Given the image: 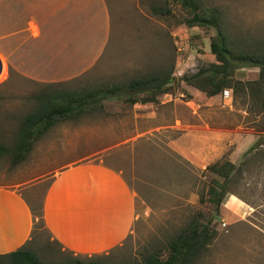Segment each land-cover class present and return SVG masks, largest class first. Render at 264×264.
Segmentation results:
<instances>
[{"label":"rangeland","instance_id":"obj_1","mask_svg":"<svg viewBox=\"0 0 264 264\" xmlns=\"http://www.w3.org/2000/svg\"><path fill=\"white\" fill-rule=\"evenodd\" d=\"M166 1L106 0L111 17L108 43L77 75L78 69L70 71L72 66L64 61L50 60L49 53L25 56L23 30L20 36H6L14 31L10 27L15 20L25 28V14L8 11L0 18V144H12L22 117L35 107V94L47 85L71 89L122 83L171 68L175 78L157 102L106 99L103 111L57 124L19 164L10 154L0 155V185L19 189L36 210L55 174L71 163L102 162L121 173L137 193L138 219L123 246L108 255H76L57 243L44 225L32 243L44 261L77 256L105 264L140 261L166 245L194 214L215 216L217 208L207 194L215 175L206 168L229 159L243 164L232 195L249 205L238 201L249 213L240 218L224 212L227 195L214 217L218 235L196 264H264V153L252 150L264 138V112L243 94L235 98L232 89L208 96L182 80L184 74L216 61L210 46L216 30L185 25L188 12L173 1L167 2L171 14H155L152 8ZM200 1L222 10L233 37L264 40V0ZM259 71L241 67L235 77L252 80Z\"/></svg>","mask_w":264,"mask_h":264},{"label":"crops","instance_id":"obj_2","mask_svg":"<svg viewBox=\"0 0 264 264\" xmlns=\"http://www.w3.org/2000/svg\"><path fill=\"white\" fill-rule=\"evenodd\" d=\"M108 6L106 0H1L0 18L8 11L19 17L25 14L27 25L22 29L16 20L10 27L5 18V29H14L6 36H20L23 30V42L28 44L25 56L36 51L42 57L49 53L50 60L64 61L72 66L70 71L78 69L77 75L108 43ZM238 201L244 202L231 194L224 212L240 218L247 215L249 205L244 202L248 207L244 208ZM42 206L53 238L76 255H108L123 246L139 215L137 193L121 173L102 162H77L61 168ZM35 222L31 203L23 193L0 185V254L27 244Z\"/></svg>","mask_w":264,"mask_h":264},{"label":"trees","instance_id":"obj_3","mask_svg":"<svg viewBox=\"0 0 264 264\" xmlns=\"http://www.w3.org/2000/svg\"><path fill=\"white\" fill-rule=\"evenodd\" d=\"M168 1L179 4L188 12L183 18V23L188 27L216 30L210 45L216 61L203 65L194 73L184 74L182 80L204 91L208 96L232 89L235 98L243 94L246 102L256 105L258 112H264V40H252V35L245 40L233 37L224 24L222 10L216 6L204 7L200 0H167L164 6H154L153 12L157 15L171 14ZM247 66L259 67V76L246 81L237 79L236 71ZM172 73V68L161 69L122 83L93 84L71 89L58 88L55 84L47 85L41 93L35 94V107L22 117L12 144H0V155L10 154L14 164L23 162L35 142L54 126L68 120H80L98 110L103 111V101L106 99L127 97L131 104L157 102L161 94L168 92V84L175 80ZM252 150L261 151L257 155L263 154L264 138ZM242 165L237 166L227 159L206 168L215 175L207 189L208 201L217 208L215 216L219 215L220 206L226 196L235 194L232 184L242 176ZM31 208L36 221L32 239L18 250L0 254V264H105L97 261L86 262L78 256L62 257L60 261H44L32 247L38 239V229L45 225L43 206L41 204L36 210L31 204ZM215 216L199 211L162 248L151 250L140 261L128 264H196L218 235V230L213 225ZM57 243L60 244L58 241ZM164 251L167 252L166 256Z\"/></svg>","mask_w":264,"mask_h":264},{"label":"built area","instance_id":"obj_4","mask_svg":"<svg viewBox=\"0 0 264 264\" xmlns=\"http://www.w3.org/2000/svg\"><path fill=\"white\" fill-rule=\"evenodd\" d=\"M225 93H229V90L227 89V90H225Z\"/></svg>","mask_w":264,"mask_h":264},{"label":"water","instance_id":"obj_5","mask_svg":"<svg viewBox=\"0 0 264 264\" xmlns=\"http://www.w3.org/2000/svg\"><path fill=\"white\" fill-rule=\"evenodd\" d=\"M1 60V59H0ZM2 61V60H1Z\"/></svg>","mask_w":264,"mask_h":264}]
</instances>
